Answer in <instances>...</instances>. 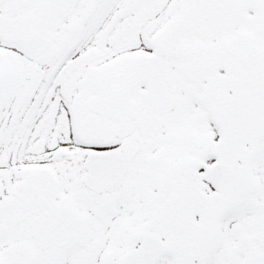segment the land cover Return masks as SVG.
<instances>
[{
    "label": "flooded vegetation",
    "instance_id": "obj_1",
    "mask_svg": "<svg viewBox=\"0 0 264 264\" xmlns=\"http://www.w3.org/2000/svg\"><path fill=\"white\" fill-rule=\"evenodd\" d=\"M12 21L0 264H123L145 234L153 264H264V0H0ZM95 150L126 158L119 181L84 183Z\"/></svg>",
    "mask_w": 264,
    "mask_h": 264
},
{
    "label": "water",
    "instance_id": "obj_2",
    "mask_svg": "<svg viewBox=\"0 0 264 264\" xmlns=\"http://www.w3.org/2000/svg\"><path fill=\"white\" fill-rule=\"evenodd\" d=\"M87 130L85 129V133L83 135L87 136ZM118 158L116 156L113 155H107L104 154H93L92 157L90 158V160L92 162H94L95 165V169L92 168V174H94L96 172V174L94 176L97 175V173H109L111 174L112 171H114V169L117 170V167H115V162ZM93 164V163H92ZM153 241V240H151ZM155 244L157 246V249L155 250L154 254H151L149 257L144 254L142 251H136L135 253H131L129 254L125 260L124 263L125 264H152L153 260L157 257V255L159 254L160 248L158 243L155 241Z\"/></svg>",
    "mask_w": 264,
    "mask_h": 264
}]
</instances>
